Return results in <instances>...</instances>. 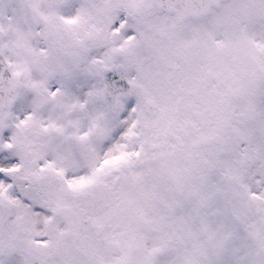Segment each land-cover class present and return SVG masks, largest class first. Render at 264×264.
<instances>
[{"label": "snow or ice", "instance_id": "obj_1", "mask_svg": "<svg viewBox=\"0 0 264 264\" xmlns=\"http://www.w3.org/2000/svg\"><path fill=\"white\" fill-rule=\"evenodd\" d=\"M0 264H264V0H0Z\"/></svg>", "mask_w": 264, "mask_h": 264}]
</instances>
